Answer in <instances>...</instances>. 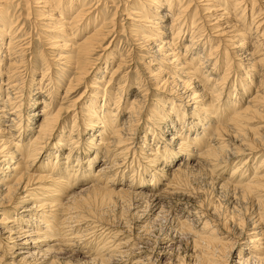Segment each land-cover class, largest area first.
<instances>
[{
  "label": "bare ground",
  "instance_id": "6f19581e",
  "mask_svg": "<svg viewBox=\"0 0 264 264\" xmlns=\"http://www.w3.org/2000/svg\"><path fill=\"white\" fill-rule=\"evenodd\" d=\"M110 7L114 9L112 16L105 13L111 12ZM238 9L240 15L237 13ZM263 10L264 0H0V98L4 92L7 93L5 90L14 91L0 102V184L5 182V186L0 185V213H2L0 235L3 231L7 234L5 252L12 251V254H9L12 262L55 264L57 258L55 254L47 256L49 254L46 255L45 252L49 251L47 249L59 247V242L63 241L64 237L63 239L61 237L64 234L61 236L60 233L64 229L61 226L68 219L65 216L70 213L71 208L73 213L74 208H85L107 194L117 195L120 199L127 197L128 193L121 187L116 190L108 188L111 174L117 175L116 166L120 165L131 147L138 145V149L146 148L149 138L161 132L160 127L167 120V116L173 115L176 120L180 118V111L183 108L181 106L186 108L187 98L191 93L195 103L198 102V105L192 107L194 112L192 115L199 117L201 122L204 121L203 131L200 134L194 133V136H190L189 133L184 138H190L195 144L199 142L197 155L201 152L200 156L208 157L213 164L214 160L224 162L229 157L232 160L236 158L240 160L232 168L230 180L220 184L221 188L238 191L235 193L237 198L231 201L233 204L231 206L233 208L238 203L243 208L238 209L237 213L232 211V215H235L231 216L229 221L224 218L223 223V225L227 222L231 223V227L239 231V235L244 236V244L239 246L234 264H264V28L261 30L264 26V16L261 17ZM23 12L24 21H20ZM188 12L189 18L192 19L190 22L194 25L190 38L185 34L189 22ZM118 13L123 16V22L115 21ZM249 17L251 23L247 27L248 21L245 23V20ZM123 25L128 34L123 33L127 34L132 44V49L129 48L135 51V60L140 61L139 65L137 64L138 69L135 68L136 87H132L131 92L129 86L127 91L123 90L125 87L123 82L128 85L131 83L130 69L133 63L128 62L124 54L113 49L114 41L121 33ZM205 28H213L215 34L204 38L202 30ZM83 33H85L83 39L78 38L76 42L74 38ZM35 34L47 44L45 48L41 45L44 49H40L38 53L33 41L36 40ZM19 37L27 41L17 43L16 39ZM177 39L181 44L187 40L182 46L183 51L177 47ZM93 55L101 58L108 56V58L102 62V66L95 67L92 63ZM115 58L118 62L109 72V79L104 82L110 87L111 80L121 74L119 79L123 86L118 84L114 94L109 92V95H103L101 100L100 97L98 98L100 87L97 83L103 81L107 68ZM39 60H42L43 69L38 80L34 79L37 80L36 85L40 87L46 83L53 89L50 91V88L48 94H41V101L37 103L34 95L41 91L33 94L31 88L26 89L21 82V72H28L29 68L36 72L34 69L36 65L33 64ZM210 63L213 67H210ZM234 67L242 73L239 80L235 78L232 82L231 72ZM221 68H224L222 74H220ZM33 76L35 78V74ZM88 77L94 80V86L81 107L72 109L75 100L68 99V96L76 91L79 84L88 85L86 81ZM62 79L64 81L67 79V83L62 91L61 101L55 107ZM143 86L146 87L144 91L141 89ZM151 88H153L151 96L163 91L167 98L164 103L157 98L154 99L158 108L160 107L159 111L155 112L156 107L153 105L152 114L146 119L148 127L142 138L138 140L137 121L144 115L145 109L150 108V96L147 95ZM251 89L254 90L253 93L242 105L244 95ZM26 91L29 94L24 98L25 103H22L20 98L26 94ZM231 95L234 99L229 101ZM121 98L123 105L128 108H126L127 112H121L117 117V112H114L112 107L108 110L107 104L114 99V104L119 105ZM63 103H67L65 107ZM35 104L42 105L39 112L35 109L38 108ZM26 105H28L27 110L24 111L23 107ZM65 111L73 112L70 126L62 123ZM21 113L25 116L23 117ZM119 115L125 120L115 124L120 118ZM183 115L185 113L182 112ZM38 118L39 123L32 125V121ZM253 122L254 127L249 125ZM87 128L92 134L90 133L88 139L82 140L81 135ZM94 131L99 135L97 141ZM27 134L31 135V139L24 141L25 138L22 137ZM224 136L237 138L238 141L243 142L238 146L241 153H237L236 157L233 156L234 147L230 150L224 144ZM173 139L177 140V148L188 147L182 141L181 135L178 134L176 137L175 134H171L170 142H173ZM82 142L90 148L95 147L94 155L86 151H92L94 148L86 149L81 146ZM164 142L162 145L170 146L168 142ZM64 150L67 153H64ZM153 150H144V152L142 150L145 155L143 158H157L159 154L157 155ZM257 152H262V155L257 156ZM80 155L84 156L80 158ZM73 160L77 163L74 164ZM97 162L98 165L95 166ZM255 164H257L256 168H254ZM172 165L174 168L170 169L171 180L175 184L186 182L191 167L183 166V162L178 160ZM251 169L253 174L250 173ZM156 170L157 173H153L154 183L158 180L160 169L156 168ZM232 179L235 181L233 182ZM82 182L79 188L73 187ZM62 187L66 188L65 191L61 189ZM167 188L168 186L164 189L162 187L158 192L150 194L158 211L163 209L161 205L165 198L173 193L171 191L174 189H170L169 193ZM69 189L72 190L68 191ZM30 197L35 201L22 206V203ZM23 212L29 214L27 219ZM35 216L38 218L35 219ZM12 220L18 224L12 225ZM72 221L67 220L68 224ZM184 222V225L191 224L190 221ZM219 227L214 225L210 227L209 222L205 221L196 231L195 228L190 229V226L189 229L184 228L192 235L191 264L231 263L236 244L226 241L227 245L232 244L226 248L225 242L222 241L223 237L219 235ZM158 249L159 252L156 251L154 256L148 254L139 257V264H162L161 261L159 263L158 257L162 255L163 250L160 246ZM0 251V264H7L3 261L6 253L1 248ZM31 259L35 263L30 262ZM39 259L44 263H38Z\"/></svg>",
  "mask_w": 264,
  "mask_h": 264
},
{
  "label": "rangeland",
  "instance_id": "374dc122",
  "mask_svg": "<svg viewBox=\"0 0 264 264\" xmlns=\"http://www.w3.org/2000/svg\"><path fill=\"white\" fill-rule=\"evenodd\" d=\"M111 9L112 8L110 7L109 8V10L111 11L110 13H107V12H105V13L112 16L111 13L113 12L114 9H112V10ZM18 13H19V11H18ZM192 13H194V10ZM237 13L239 15L241 14L239 9L237 10ZM249 13H250V11H249ZM119 14L120 13H118V15L116 16L117 18L115 21L123 22L124 21V20H122L123 16L119 15ZM24 15H25V13L23 12V16L20 17L21 18L20 21L21 20L24 21L22 18V17H24ZM263 16H264V13L262 14L261 17H263ZM188 19H189V22H187L188 27L185 30V34L187 37L192 35V27L194 26L190 22V21H192V19L189 18V12H188ZM250 19L251 18L249 17L248 20L247 19L245 20V23H247V21H248L247 27L250 26L249 25L251 23ZM224 20H226V19H224ZM28 21H30V20H28ZM241 21H243V19ZM123 28H122V30H120L121 35L119 34L116 41H114L113 49H115V51H118L119 53L124 54V56H126L127 61L133 63V66L130 69L132 79H130L129 81H131V83L128 85L125 82H123V85H125V87H123V90L127 91V88L129 86V89H130L129 91L131 92L132 89L134 87H136L134 81H135V77H137V75H136L137 73H135L137 70H135V68L139 65L138 62H140V61H138L137 59L135 60V53H134L135 51L130 50V48L132 49V44H131V41L128 40L129 38H127L128 31L125 30L124 25H123ZM263 28H264V26L261 27V30ZM205 29L202 30L204 32V38L209 37V36L211 37L215 34V32H213L214 31L213 28L212 29L207 28L206 30ZM211 31L213 32V34ZM123 32H126L127 34H125ZM205 33H207V34H205ZM259 34H261V31L259 32ZM84 35H85V33L81 34L80 36H77L76 39L74 38V40L77 42V39L81 38V37H82L81 39H83ZM122 36H123V38H122ZM180 37H181V35H180ZM35 38H36V40L33 39V41L36 44L35 45L36 50H37L36 53H38V51L40 49H44L47 44H44L43 41L38 39V36L36 34H35ZM18 39L22 40L23 37L17 38L16 39L17 43H22L24 41H27V40L21 41ZM179 39H177L176 45H177V47L181 48V51H183L184 48H182V46L187 40H185L181 44V41H179ZM117 57H119L118 53H117ZM92 58L94 59V61L92 62L93 66L99 67V66H102V62L105 61L106 58H108V56L107 57L104 56L101 58V57H97V56L93 55ZM117 62H118L117 58L113 59V63L107 68V73L105 74L106 76L105 75H104L105 77L103 76V81L100 84L97 83V85H99V87H100V89H99L100 92L98 91V93H99L98 98L100 97L99 99H101V100H102L103 95L107 96V95H109V92L114 94L116 86L118 84H121L120 86H123L121 80L119 79L121 74H119L117 77H115L111 80L110 87L107 86V84H105V82H104L107 79H109V72H111V69H113L114 66H116ZM33 65H36L34 68L36 72H33L32 69H30V68H29L28 72L22 71L21 72V82L24 85V87L26 86L25 87L26 89L31 88L34 91L33 94L35 92L39 93V92H37L39 90L41 91L39 94L34 95V98H36L35 102L39 103L38 101H41V98H42L41 94L42 95H45L46 93L48 94L53 88L51 85H48V84L46 85V83L42 84L40 87L38 85H36L37 80L40 77V72L43 69L42 60L34 62ZM209 65H210V67L211 66L213 67V64L211 65V63H210ZM136 69H138V67ZM223 69L221 68L220 74H222ZM236 70H237V68H235V67H234V69H232V72H231V75H232L231 81L232 82L235 78H238V80H239L241 77L240 73H242V72L239 70H237V71ZM32 72H33V74H32ZM34 74H35V78H33ZM67 78H68V76H67ZM34 79H37V80H34ZM2 80H3V82H5L4 78H2ZM86 81H88V85L84 84V83L79 84L78 88H76V91L74 93H72L71 96H68V99L75 100V106L72 107V109H74L76 107L79 109V107H81L82 103L86 100L88 93L92 90V87L94 86V83H93L94 80H90V77H88L86 79ZM66 83H67V79L65 81L63 80V82L60 83V85H61V87H60L61 89L59 88L60 94L58 96V100L55 104V107L61 101L60 98L62 97V94H63L62 91H63L64 87L66 86L65 85ZM38 87H39V89H37ZM45 89L47 92H45ZM49 89H50V91H49ZM141 89L144 91L146 89V87L143 86ZM8 90H5V91H7V93L4 92L2 94L3 96L1 95L0 102L2 101V99H5L7 95L13 94V92H14L13 90H10V89H8ZM239 90H240V88L238 87V91ZM151 91H153V88L150 89L149 94L147 95V96H150V102H149L150 108L145 109L144 115L142 114L143 116H141L139 121H137L138 124H137L136 136L137 137L139 136L138 140H140V137L142 138V136L144 135L145 129L148 127V124L146 123V119L150 114H152L151 111L153 110V108H152L153 105H155V107H156L155 112L159 111L160 107L158 108L154 99L157 98L163 102V101H166V98H167V95H165L163 91H158L157 94H154L155 96H151L153 94ZM253 91L254 90L251 89L250 92L246 93L247 95L246 94L244 95V97L241 101L242 105L245 104L246 101H248V97L251 93H253ZM27 94H29L28 91H26V94H24L22 96V98H20V101L22 103L25 101L24 98L27 96ZM113 94H112V97L114 96ZM80 95H81V97H79ZM190 95H191V93H190ZM190 95H189V98H187L188 102H186V105H187L186 108H185V106H181L184 109L182 108L180 111V118L178 120H176L175 118H173V115H171L172 117L167 116V118H166L167 120L160 127L161 132L159 134H156L155 136H152L149 138V140L146 144L147 145L146 148L138 149V145H135L134 148L131 147L130 150L127 151V154H126L125 158L122 160V162L120 163V165L116 166L117 170H115V172L118 171L117 175L111 174L110 183H112V181H115V182L112 184L108 183V188L110 190H116V189H119L121 187L124 189V191H126L128 193V194H126L127 197L125 196L124 199L123 198L120 199V197H118L117 195L107 194V195H103L102 199H98V201H95L94 203H91L90 205L85 206V208L84 207L74 208L73 213H72L73 209L71 208L70 213L66 212L68 214L65 217L68 219H66L64 221L61 228H63L67 232L62 229L63 231H61L62 233H60L61 236H62V234H64L61 237V239H63V237H64L63 241L60 239L61 240L59 242L60 245H59V247L58 246L55 247V248H57L56 250H54L55 248H53L51 250L47 249L49 251L45 252L46 255L49 254L47 256H51V255L55 254V256L57 257L55 260V264H139V261H138L140 259L139 257H142V255H148V254H152L154 256V254H156V251L159 252V249H158L159 246L163 250L162 255H160L158 257L159 263L161 261L162 264H191L192 263V261H191V248H192V245H191L192 239L191 238H192V235L189 233V231L184 230V228L189 229V226H190L191 227L190 229L195 228L194 231H196V230H198L199 227L202 226V223L205 221L209 222L210 227L212 225L220 226L219 227V235L221 237H223L222 241L225 242V244H226V246L225 245H223V246H225L227 248V246H232V244L230 245V243L236 244V245H234L236 248H235V251H233V255L231 257V263H230V264H234V261L236 260V253L238 252L239 246L241 247L244 244V236L239 235V231H236V229L233 226L231 227V223L227 222L226 225H223V223L225 221L224 218H227V220L229 221V218H231V216L235 215V214L232 215V211L233 212L235 211L237 213V211H239L243 208L238 203L235 204L233 208L231 206V205H233L231 203V201L233 199L237 198L235 193H238V191H235L233 189L221 188L220 184L225 183V182L230 180L232 168L235 167L240 162V160H238L236 158V159H233L234 160L233 161L229 157V159L225 160L226 163H225V161L223 162L222 160H221V162H220V160H217V161L214 160V164H213L212 163L213 161H211L208 157L200 156L201 152H198V154L199 153L200 154L197 155L199 142H196V144H195V143H192L190 141V138L189 139H185V138L189 133H190V136H194L196 133L200 134L203 131L204 121L201 122L199 120V117H195L192 115L194 113L192 110V107L195 104L198 105L197 104L198 102L195 103L196 102L195 99H192V95H191V97H190ZM225 98H226V95L224 96L223 101L225 100ZM233 99H234V96L231 95L229 98V101H231ZM101 100H100V103L102 102ZM196 100H197V98H196ZM198 101H200V98ZM119 103H120L119 105L117 103L114 104V99H112L108 102L107 109L109 110L112 107L113 111L117 112L116 116L119 113L121 114V112L122 113L127 112L126 108H128V107L123 105V98H121V102H119ZM66 104L63 103V106L65 107ZM27 106L28 105L23 107V108H25L24 111L27 110ZM36 106L38 108H35V109L37 110V112H39L38 110H40L42 105L35 104V107ZM119 107H120V109H119ZM182 112L185 113V115L187 113V115L182 116ZM21 115L23 117L25 116L24 113H21ZM72 115H73L72 111H67V113L65 111L63 114L64 119H63L62 123L67 125V126L68 125L70 126L71 125L70 122L72 120ZM119 116H120V118L117 119V122H115V124L116 123L118 124L121 121L125 120L124 117H122L121 115H119ZM254 121H257V120H254ZM175 122L178 124H176ZM38 123H39V118L32 121V125H34V124L37 125ZM80 123H81V121H80ZM29 124H30V122H29ZM195 124H197V125L194 126ZM254 124H255L254 122L251 124L249 123V125H252V127L255 126ZM149 126L153 127L152 125H149ZM197 127H199V128H197ZM85 131L86 132H84L81 135L82 140L88 139L90 133L92 134V132L90 131V129L88 130V128L85 129ZM93 134H94V136L97 135V137H95V139L97 141L99 139V135L97 134V131H94ZM171 134H175L176 137L178 134H179V136L181 135L182 141L185 142L188 145V147H186V149L177 148V144H176L177 140L173 139V142H170V140H169ZM22 138H25L24 141H29L31 139V135L29 134V136H28V134H27L25 137H22ZM223 138H224V144L226 145L227 148L229 147L228 149L231 150L234 147L232 149V150L235 149L234 150L235 153H233L234 157H236L237 153H241L240 148H238V146H240V142H241V144L243 143L242 141H240V140L238 141L237 138H230L227 136H224ZM155 139H156V141H155ZM207 139H208V137H207ZM245 139H247V138L245 137ZM96 141L94 140V142H96ZM141 141H144V140L141 139ZM164 141L168 142L170 146L168 147V146H166V144L162 145L163 143H165ZM225 141H227V143ZM137 143H139V141H137ZM228 143H229V145H228ZM235 144H236V146H235ZM81 146H84L86 149H90V150L92 148H94V149H92V151L86 150L91 155H94V151L96 150L95 147L91 146L92 148H90V147L86 146L83 142L81 143ZM164 146L166 147V149ZM203 146H205V145H203ZM215 146H217V145H215ZM149 149H154L153 152L154 151H155V153L157 152V155L159 154L158 155L159 157L158 156H157V158H154V157L149 158L148 157L147 159H144L143 157H145V155H143L144 154L143 152H144V150H149ZM142 150H143V152H142ZM177 150H179L181 152H179ZM63 152L67 153L66 150H64ZM174 152L176 155L174 154ZM168 153L169 154L173 153L174 155L173 154L169 155ZM193 153H195V154H193ZM257 153H258L257 156L262 155V152H257ZM83 156L84 155H80L79 157L81 158ZM168 157H169V159H168ZM243 158H244V156H243ZM150 159L152 161L154 159V161H153L154 163ZM171 159H172V161H171ZM177 160L183 162V166L187 165L186 167H189V168L191 167L190 169H192V170H190L189 173H187V176H189V177H186L187 181L184 183H179L180 185L177 183L175 184L171 180L172 175L170 173V169L174 168V166L172 164H174ZM208 160H209V163H208ZM169 161H171V162H169ZM99 162H100V160H99ZM193 162H195V163H193ZM73 163L75 164L77 162H75V160H73ZM211 163H212V165H209ZM38 164H39V162L37 163V166H38ZM96 165H98V162H97V164H95V166ZM203 165H205V166H203ZM256 166H257V164H255L254 168H256ZM156 168H159L160 171H159V175H157L158 180H157V182L154 183L153 173H157ZM167 170H168V172H167ZM190 173H192V174H190ZM250 173L253 174L252 169L250 170ZM236 176H238V175L236 174ZM113 177H115V178H113ZM234 179H232L233 182L235 181ZM168 180H169V182H168ZM232 181L230 182L231 184L233 183ZM83 182H85V181H83ZM83 182L80 183L79 185L77 184L73 187L77 186V188H79L80 186H82ZM170 182H172L173 184L170 185L171 184ZM135 183H136V185H135ZM231 184H229V185H231ZM0 185L5 186V182H2ZM176 185H178L177 186L178 189L177 188L175 189ZM167 186H168L167 192L170 193V191L172 189H174L171 191L173 193L172 194L170 193L169 196L165 198L164 203L161 205V208H163L164 210L162 209L161 211H158L159 209L157 208L156 205H154L155 203L153 202L152 195L150 196V194L152 192L153 193L158 192L159 189H162V187L164 189ZM61 189L63 191H65L66 188L62 187ZM129 189H130V191H129ZM70 190H72V189H69L68 191H70ZM137 190H138V192H137ZM148 193H149V195H148ZM130 194H132V195H130ZM138 194H139V196H138ZM86 195H88V194H86ZM143 196H144V198H143ZM147 196H149V197H147ZM140 197H141V199H140ZM238 197L240 198L239 194H238ZM40 199H41V197H40ZM136 199L137 200L140 199V200L137 201ZM147 199H149V200H147ZM17 200H18V198H17ZM33 201H35L34 198L31 199V197H30L29 199H27L25 202L22 203V206L33 203ZM18 202H20V199L18 200ZM151 202H153V203H151ZM188 204H189V206H188ZM35 205L36 204H34V206ZM165 207L167 209L169 208L168 209L169 211ZM199 208H200V210H199ZM200 213L202 214V216ZM1 214L2 213H0V216H1ZM23 214H24V216L26 215L25 219H27V216L29 214H26V212H23ZM74 214H76V216L78 218ZM156 215H157V217H156ZM176 215H178V216H176ZM72 216H74V217H72ZM75 217L77 218V220ZM18 218H19V216H18ZM34 218L36 219L38 217L35 216ZM73 218L75 220H73ZM69 219H71V220H69ZM67 220L68 221L73 220L72 221L73 225L71 222L68 224ZM84 220H86V221H84ZM186 220L190 221L191 224L188 223L189 225H184L183 224L184 221L188 222ZM77 221H79V222H77ZM81 222H82V224H81ZM87 222H89L91 225ZM22 223H24V221ZM85 223L87 225H90V226L86 227L87 225H85ZM16 224H18V223L15 221L12 222V225L15 226ZM75 224L78 226H76ZM101 224H102V226H101ZM63 225H64V227H63ZM177 226H178V230H177ZM223 226H224V228H223ZM75 227H76V229H75ZM81 228H82V230H81ZM173 228H174V230H173ZM179 229H180V231H179ZM87 232H88V234H87ZM80 233H82L81 236H80ZM72 234H73V236H72ZM6 237H7V234L3 231V234L0 235V241H1V247L0 248L4 252L6 250L5 245L7 244L6 243L7 242ZM78 237H79V239H78ZM179 237H181V238H179ZM226 241L230 242V243H228V245H227ZM71 242H72V244H71ZM66 244H68L70 246H68ZM170 244H172V245H170ZM75 246H77V247H75ZM140 246H141V248H139ZM161 246H163V247H161ZM225 247H224V249H225ZM58 248H60V249H58ZM113 249H115V250H113ZM57 250H58V252H57ZM120 251H122V252L120 253ZM140 251H143V252H140ZM0 253H1V251H0ZM5 253H6L5 258H3V261L7 264H9V263L10 264H13V263L16 264L15 262H12V259H10L11 257L9 254L10 253L12 254V251H9V252L6 251ZM48 259H51V258L48 257ZM40 260L41 259H39L38 263H44ZM100 261H103V262L100 263ZM30 262L35 263V261H33L32 259L30 260Z\"/></svg>",
  "mask_w": 264,
  "mask_h": 264
}]
</instances>
